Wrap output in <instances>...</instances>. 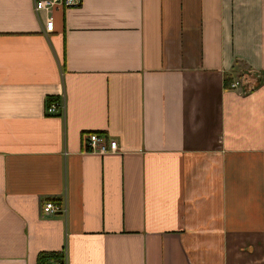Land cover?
Masks as SVG:
<instances>
[{
  "label": "crops",
  "instance_id": "1",
  "mask_svg": "<svg viewBox=\"0 0 264 264\" xmlns=\"http://www.w3.org/2000/svg\"><path fill=\"white\" fill-rule=\"evenodd\" d=\"M52 14L0 0V264H264V0Z\"/></svg>",
  "mask_w": 264,
  "mask_h": 264
},
{
  "label": "built area",
  "instance_id": "2",
  "mask_svg": "<svg viewBox=\"0 0 264 264\" xmlns=\"http://www.w3.org/2000/svg\"><path fill=\"white\" fill-rule=\"evenodd\" d=\"M83 0H34V8L36 12L46 11L48 14L44 31L50 33L54 30V17L53 12L58 8H72L82 4ZM246 75L234 79L230 82V88L241 89L245 85ZM246 79V81H245ZM64 108V101L62 99L52 101L47 106L48 114H55ZM86 150L99 154H107L118 150V141L116 139L106 140L98 132H91L86 139ZM58 212H67V208L62 203H57L54 200H47L42 203V213L46 215L55 214ZM48 264H68L66 259L64 261H50Z\"/></svg>",
  "mask_w": 264,
  "mask_h": 264
},
{
  "label": "trees",
  "instance_id": "3",
  "mask_svg": "<svg viewBox=\"0 0 264 264\" xmlns=\"http://www.w3.org/2000/svg\"><path fill=\"white\" fill-rule=\"evenodd\" d=\"M58 99L52 98V100H50L49 103ZM63 257H64V253L61 252H50V251L41 252L38 255V264H48L51 260L61 261L63 260Z\"/></svg>",
  "mask_w": 264,
  "mask_h": 264
}]
</instances>
